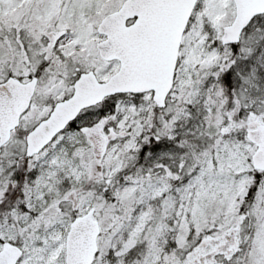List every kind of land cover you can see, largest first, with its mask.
<instances>
[{"label":"snow or ice","instance_id":"obj_1","mask_svg":"<svg viewBox=\"0 0 264 264\" xmlns=\"http://www.w3.org/2000/svg\"><path fill=\"white\" fill-rule=\"evenodd\" d=\"M0 264H264V0H0Z\"/></svg>","mask_w":264,"mask_h":264}]
</instances>
